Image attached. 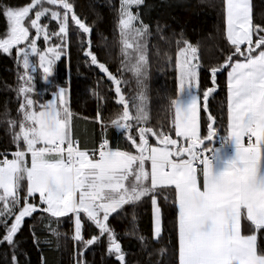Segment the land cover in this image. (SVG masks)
<instances>
[{"label":"snow or ice","instance_id":"6c2138e0","mask_svg":"<svg viewBox=\"0 0 264 264\" xmlns=\"http://www.w3.org/2000/svg\"><path fill=\"white\" fill-rule=\"evenodd\" d=\"M143 5L144 0H119L116 27L122 60L117 73L130 71L135 77L138 92L131 105L121 92V79L92 50L94 25L77 15L71 0L0 5V16L7 21L0 52L14 53L22 69L15 89L16 116L7 107L0 113L15 148L0 152V244L11 248V264H19L14 238L35 213L48 220L46 227L57 239L61 234L51 225L67 217L73 225L74 264H88L86 250L105 237V253L127 264L110 217L131 207L135 234V208L150 201L151 235L158 242L164 232L159 201H167L169 195L176 210L174 264H264V22L254 20L250 0H223L228 49L222 50V61L208 69L214 86L217 73H227V124L222 136L206 103L214 88L203 91L207 120L206 134H201L199 50L181 32L175 41L176 96L169 101L174 117L165 131L163 124L149 126L146 82L154 33L141 18ZM70 26L76 29L86 64L97 66L116 86L122 112L110 123L123 130L131 150L113 149L106 138L97 147L81 146L73 132L67 86H56L46 102L34 98L36 58L48 81L69 47ZM162 31L157 24L155 35L164 40ZM41 37L43 49L38 44ZM165 59L171 60L167 53ZM93 95L103 99L95 90ZM95 121L106 129L99 111ZM86 222L98 230L87 239L82 235ZM136 238L142 245L147 240L144 235ZM166 251L161 249V255Z\"/></svg>","mask_w":264,"mask_h":264},{"label":"trees","instance_id":"16d2710c","mask_svg":"<svg viewBox=\"0 0 264 264\" xmlns=\"http://www.w3.org/2000/svg\"><path fill=\"white\" fill-rule=\"evenodd\" d=\"M29 0H0V5L23 6ZM78 16L94 25L91 33L92 50L97 54L100 62L105 63L113 74L121 79L122 94L129 98L137 95L138 89L134 75L130 71L117 73L121 68V45L117 31V19L119 15V0H71ZM253 18L257 23L264 22V0H251ZM141 18L149 23L153 29V37L149 54V76L147 79L146 95L150 125L157 128L163 124L167 131L168 123L172 119L173 111L169 110V101L176 96V67L175 53L177 46L175 41L183 37L198 46V55L201 61L200 70V95L202 110L200 114L201 134H206L207 113L203 110V91L206 88H214L209 94L208 110L216 117V124L220 135L225 134L227 124V88L225 71H220L216 76L215 86L212 83L208 69L217 65L223 59L222 50L228 49L224 36V11L223 0H144V5L139 9ZM43 23H48L43 20ZM162 28L161 40L155 35L156 25ZM52 27H55L52 22ZM6 18L0 16V34L6 31ZM76 29L70 26L69 47L61 56L54 67V73L48 81L43 80L42 70L37 64L35 76V92L42 102L52 97L56 86H67L69 106L74 114L73 132L79 139L81 146L93 148L102 138L109 140L112 148L120 147L129 149L123 130H117L110 123L117 114L122 112V105L117 103L115 85L103 74L97 66L86 64V57L82 52L81 44L76 36ZM34 30L32 35H34ZM53 42H57L53 38ZM41 49L44 47L42 37L38 41ZM87 46V45H85ZM165 53L171 58L165 59ZM38 63V58H36ZM22 74L18 69L15 55L0 52V113L7 107L16 116L18 101L15 89L17 77ZM93 90L99 93L103 99L98 100L93 95ZM99 111L102 114L106 129L102 131L100 123L95 121ZM134 114V109L130 108ZM175 138L174 132L171 133ZM150 142L155 139L150 137ZM207 143V142H206ZM15 151L10 143V134L5 131V125L0 123V152ZM172 195L167 201L160 199L162 221L164 226L163 237L158 242L152 239V207L148 200L140 203L135 208L136 233L133 234L131 225L133 209L125 207L119 215L110 217V224L119 235L122 247L126 252L127 264H174L176 248L175 216L176 210L172 204ZM40 214L35 213L32 218H26L21 230L15 236L16 255L19 264H74V243L71 239L73 225L67 217L62 218L57 225L51 226L58 229L61 234L57 239L52 235L46 225L48 220H41ZM3 229L0 228V234ZM98 230L94 225L86 222L82 228L85 239ZM128 232V235H124ZM39 243L34 242V236ZM144 235L147 240L144 245L136 238ZM2 238V235H0ZM264 246V245H262ZM106 237L102 242L89 247L85 253L88 264H119L114 256L105 253ZM166 249V254L161 255L160 250ZM12 250L6 244H0V264H11Z\"/></svg>","mask_w":264,"mask_h":264},{"label":"rangeland","instance_id":"374dc122","mask_svg":"<svg viewBox=\"0 0 264 264\" xmlns=\"http://www.w3.org/2000/svg\"><path fill=\"white\" fill-rule=\"evenodd\" d=\"M250 3H251V0H250ZM56 63H57V61H56ZM55 63V64H56ZM38 64V63H37ZM54 67H55V65H54ZM53 73H54V71H53ZM53 97H51L50 99H52ZM48 101V100H47ZM200 103V113H199V117H200V114H201V110H202V105H201V101L199 102ZM174 117V111H173V116H172V118ZM174 132V131H173ZM175 135V134H174ZM109 147H111L110 145H109ZM112 148V147H111ZM149 167H150V165H149Z\"/></svg>","mask_w":264,"mask_h":264},{"label":"built area","instance_id":"2783aa9c","mask_svg":"<svg viewBox=\"0 0 264 264\" xmlns=\"http://www.w3.org/2000/svg\"><path fill=\"white\" fill-rule=\"evenodd\" d=\"M100 143H101V142H100ZM100 143H99V144H100ZM216 144H217V146H218V140L216 141ZM8 158L11 159V155H9Z\"/></svg>","mask_w":264,"mask_h":264},{"label":"water","instance_id":"95a60500","mask_svg":"<svg viewBox=\"0 0 264 264\" xmlns=\"http://www.w3.org/2000/svg\"><path fill=\"white\" fill-rule=\"evenodd\" d=\"M209 98V97H208ZM204 103H205V101H204ZM207 104H208V100H207V102H206Z\"/></svg>","mask_w":264,"mask_h":264},{"label":"crops","instance_id":"0c3cea01","mask_svg":"<svg viewBox=\"0 0 264 264\" xmlns=\"http://www.w3.org/2000/svg\"><path fill=\"white\" fill-rule=\"evenodd\" d=\"M245 142H246V137H245Z\"/></svg>","mask_w":264,"mask_h":264}]
</instances>
